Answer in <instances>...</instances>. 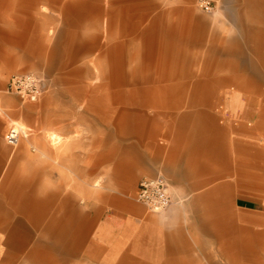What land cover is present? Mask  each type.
I'll list each match as a JSON object with an SVG mask.
<instances>
[{"label":"crops","instance_id":"crops-1","mask_svg":"<svg viewBox=\"0 0 264 264\" xmlns=\"http://www.w3.org/2000/svg\"><path fill=\"white\" fill-rule=\"evenodd\" d=\"M47 1L57 0H0V10L21 13L13 25L21 36H10L12 43L23 42L26 53L39 58L53 52L45 55L40 40L24 31L30 15ZM190 1L67 0L62 5L67 20L82 9L111 20L112 29L103 22L96 32L144 35L148 54L142 52V58L177 68L175 77L159 80L197 84L173 91L172 105L118 107L117 139L103 140L93 157L100 184L77 180L79 161L87 163L81 171L89 174V138L81 143L87 153H67L78 143L51 133L53 145L43 137L28 138L19 128V141L10 146L4 136L13 125L0 106V264H192L196 258L197 264H264V252L253 251L255 241L264 242V197L254 196L264 194V0H253L262 5L252 10L238 4L244 0H219L230 8L229 19L213 33L212 77L196 78L188 71L190 65L206 64V27ZM115 99L121 103L120 93ZM218 114L224 126L207 124L208 116ZM83 126L89 130V121ZM224 172L237 196L232 211L223 215V204L204 201V195L221 194ZM157 176L165 178L173 198L160 214L136 200L139 181ZM185 195L195 196L187 201ZM206 209L214 210L209 223L205 213L194 224L183 214ZM223 217L229 221V251L222 248ZM194 226L196 250L189 239Z\"/></svg>","mask_w":264,"mask_h":264},{"label":"rangeland","instance_id":"rangeland-1","mask_svg":"<svg viewBox=\"0 0 264 264\" xmlns=\"http://www.w3.org/2000/svg\"><path fill=\"white\" fill-rule=\"evenodd\" d=\"M66 1L40 3L37 11L30 15L28 24L25 26L26 31L24 32L29 38L40 40L42 46L40 48L45 55L53 52L51 58H39L37 54L28 55L27 47L23 42L13 44L10 36L19 38L21 36V31L13 26L15 21H19L16 16L21 17V13L14 14L5 8L0 10V106L7 110L8 124L18 129L22 128L21 130L24 129L28 138L43 137L54 145V140L50 138L51 133H54L71 143H78L76 146H68L67 151L63 152L69 153L70 150H74L78 154L87 153L88 147L81 143H85L89 138V174L81 171L87 163L79 161L77 180L79 185L86 181L100 184L99 163L94 161L93 157L99 154L103 140L116 141L118 107L134 105L165 107L167 102L172 105L173 91L191 90L197 82L159 80L161 77H175L177 68L176 66L153 65L151 62H155V59L142 58V52L146 56L148 54V49L143 48L144 35L96 32L103 29V22L108 25L107 29H112L111 20L96 17V12L91 9L89 13L82 9L79 14H76L77 16L72 17L73 20H67L61 10ZM213 1L215 7L211 13L198 10L205 18L206 64L199 65L195 60L197 64L190 65L188 72L191 75L195 74L194 78L197 74L203 75V73L206 77H212L213 65L210 63L213 61V33L222 21L229 19L225 11L230 7L219 0ZM194 2L195 0H191L190 4L197 10ZM241 3L249 10L254 9L256 4L262 5V2L253 0H244L238 4ZM10 30L16 33L11 34ZM146 45L148 46V43ZM134 47L137 48V58H132L135 52ZM191 62H193L192 59ZM25 71L45 78L43 93L36 101L22 100L20 96L7 94L4 91L10 75ZM211 84L213 82H206L205 86ZM144 88H149L151 92H146V95L138 92L139 89ZM117 92L121 95L119 104L115 99ZM167 92L172 94H167ZM4 98L5 101H3ZM87 100H89V110L85 105ZM207 100H212V98H207ZM208 117L207 124L222 123L224 126V121L220 120L219 114L215 119ZM86 121H89V130L84 129L83 124ZM224 137L223 145L228 154L230 151L228 135L225 134ZM109 177L113 181L114 175L111 172ZM69 180L71 179L68 177L67 181ZM229 180L230 175L224 172L221 178L222 191L220 195H216V199L212 193L204 195V201L219 200L223 204V215L232 211L230 207L237 196L236 191L233 192L229 188ZM207 182L212 184L213 180L209 179ZM193 196L195 195H185L183 199L187 197L186 200L190 201ZM254 196L260 199L264 197V194H254ZM180 202L184 203L182 200ZM166 210L153 213L160 214ZM202 213H205L206 222L209 223V220L213 218L214 210H183L184 217L190 224L197 223L196 220L200 214L203 215ZM225 218L223 217L222 248L229 251V241L226 240L229 238V221L228 218L224 220ZM195 228L196 226L194 229L191 228L189 239L191 247L196 250L200 243H198V231ZM206 235L208 236V231ZM253 251L254 254L264 252V242L255 241ZM197 260V258L191 259V263L197 264Z\"/></svg>","mask_w":264,"mask_h":264},{"label":"built area","instance_id":"built-area-1","mask_svg":"<svg viewBox=\"0 0 264 264\" xmlns=\"http://www.w3.org/2000/svg\"><path fill=\"white\" fill-rule=\"evenodd\" d=\"M195 6L202 12L211 13L214 10L215 2L213 0H195ZM44 85V79L36 73H17L10 77L5 91L30 101H36L42 93ZM19 138L20 131L15 126H12L4 136L6 143L10 146L17 145ZM136 200L155 213L168 209L173 203L168 183L162 176L141 179L138 184Z\"/></svg>","mask_w":264,"mask_h":264}]
</instances>
